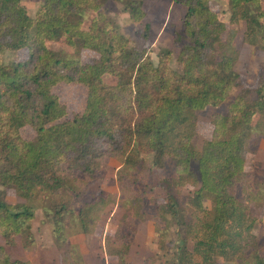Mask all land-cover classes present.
<instances>
[{
	"label": "trees",
	"instance_id": "trees-1",
	"mask_svg": "<svg viewBox=\"0 0 264 264\" xmlns=\"http://www.w3.org/2000/svg\"><path fill=\"white\" fill-rule=\"evenodd\" d=\"M108 1L43 0L33 17L22 0H0V235L9 246L32 238L43 207L59 247L69 246L62 264H86L68 243V226L94 234L106 209L119 205L120 225L102 237L117 264H129L138 225L148 220L159 240L170 226L181 237L172 258L149 256L145 264H217L218 257L264 264L259 216L250 211L253 202L264 205V176L246 169L264 140V62L255 85L231 94L242 82L234 44L242 23L243 42L264 49V0H226L227 22L211 0H175L186 8L182 28L171 30L176 67L172 49L161 47L155 62L150 47L133 45L104 9ZM116 1L133 22L145 18L142 0ZM149 32L146 24V39ZM9 50L25 57L7 62ZM84 50L93 52L86 61ZM60 83L85 84L81 109L69 112L54 89ZM206 107L214 108L213 132L199 148ZM108 158L120 162L118 195L102 190L76 206L103 178ZM8 189L25 202L8 201ZM0 264L34 263L0 246Z\"/></svg>",
	"mask_w": 264,
	"mask_h": 264
},
{
	"label": "rangeland",
	"instance_id": "rangeland-1",
	"mask_svg": "<svg viewBox=\"0 0 264 264\" xmlns=\"http://www.w3.org/2000/svg\"><path fill=\"white\" fill-rule=\"evenodd\" d=\"M26 5L28 12L31 16L35 17L39 6L43 0H22ZM143 1V0H142ZM155 0H145L143 7L146 11L145 18L140 22H133L130 19L129 13L124 11L120 2L116 0H109L105 6V10L113 17V20L119 24L122 32L127 35L131 43L135 46H147L151 48V58L157 62V53L161 47L172 49L171 65L177 66V55L179 46L174 43L171 30L173 28L180 29L183 24V17L186 11L184 5L174 3L171 8L172 0H166L170 12L167 14H158L152 11V4ZM214 9L219 10L220 17L224 21H228L229 12L226 0H211ZM152 8V9H151ZM150 10L148 14L147 11ZM167 19L165 24L164 34L159 38L158 42L153 40L151 30L149 37L146 39L143 36L144 27L148 21H152L155 26L162 20ZM158 30H155L157 32ZM244 23L240 26V31L235 39V46L240 50V56L236 63V70L241 74V85L232 86L231 94H237L243 86H252L257 82L258 74L264 62V49L257 48L253 45L243 42ZM154 35H156L154 33ZM60 47L59 44H54ZM5 61L19 60L25 57L23 51H7L5 53ZM93 56L90 50L83 51V59L86 61ZM57 91L69 108V112L81 109L85 105L87 88L83 83H60L55 86ZM213 107H206L199 115L198 130L200 139L198 147L201 148L204 141L212 136L213 126L210 121ZM26 133L29 137H33L35 131L30 127H26ZM120 162L114 158L106 160V171L103 178L91 183L89 190L86 194L78 200H75V205L78 206L84 201L88 200L94 193L102 190L109 191L118 195L117 185V170ZM246 169L264 176V140L261 141L258 150L254 153H249L247 156ZM192 187L184 189V193L192 190ZM154 195L159 199H163L165 194L159 187L154 188ZM6 199L13 203L25 202V199L19 197L11 189L7 190ZM250 211L259 216V221L255 232L260 238L261 250L264 252V205L259 202H253ZM124 214V209L119 205L107 208L103 213L102 219L94 234L84 235L72 232V227L68 226L66 236L68 243L77 245V248L83 253L86 264H117L115 258L109 257L103 247L102 237L105 234L115 233L120 225L121 219ZM32 225V238L21 236L16 237V244L14 246L6 245L4 238L0 235V246H5L7 251L13 258H21L31 260L34 264H62V251L69 246L59 247L54 233V223L50 214H47L43 207L36 211V215L31 222ZM163 233V230L162 232ZM181 234L177 232V228L170 226L162 239L159 240V233L156 231V224L153 220H148L139 223L137 231L135 232L133 244L127 256L129 264H145L146 258L149 256L155 257L160 261L172 258L178 246V240ZM191 245V244H190ZM71 250V249H70ZM217 264H228L224 259L216 258Z\"/></svg>",
	"mask_w": 264,
	"mask_h": 264
},
{
	"label": "crops",
	"instance_id": "crops-1",
	"mask_svg": "<svg viewBox=\"0 0 264 264\" xmlns=\"http://www.w3.org/2000/svg\"><path fill=\"white\" fill-rule=\"evenodd\" d=\"M144 1L145 0H143V2ZM174 3H175V1L172 0V3H170L171 4V8L174 6ZM144 4H145V2H144ZM151 6L153 8V9L151 8L152 11H155L158 14H162V13L167 14V13L170 12V8H169V6H167L166 0H155ZM148 12L150 13V10H148L147 13ZM155 21L156 22H160V23L157 26H155V24L150 20V21L147 22V24L150 25V30H151V35L153 37V40L155 42H158L159 38L164 34L163 30L165 28V24L167 23V19H165V21L163 22V25H162V20H159V21L155 20ZM155 30H158V31L155 32ZM154 33L156 35H154Z\"/></svg>",
	"mask_w": 264,
	"mask_h": 264
}]
</instances>
